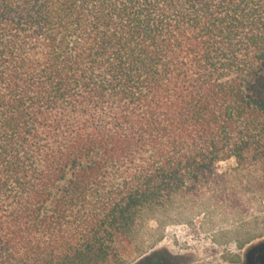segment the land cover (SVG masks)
<instances>
[{
	"label": "trees",
	"instance_id": "1",
	"mask_svg": "<svg viewBox=\"0 0 264 264\" xmlns=\"http://www.w3.org/2000/svg\"><path fill=\"white\" fill-rule=\"evenodd\" d=\"M229 159L264 161V0H0V264H127Z\"/></svg>",
	"mask_w": 264,
	"mask_h": 264
},
{
	"label": "rangeland",
	"instance_id": "2",
	"mask_svg": "<svg viewBox=\"0 0 264 264\" xmlns=\"http://www.w3.org/2000/svg\"><path fill=\"white\" fill-rule=\"evenodd\" d=\"M235 167L220 162L224 180L144 212L127 264H250L264 241V161Z\"/></svg>",
	"mask_w": 264,
	"mask_h": 264
}]
</instances>
